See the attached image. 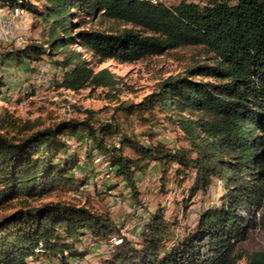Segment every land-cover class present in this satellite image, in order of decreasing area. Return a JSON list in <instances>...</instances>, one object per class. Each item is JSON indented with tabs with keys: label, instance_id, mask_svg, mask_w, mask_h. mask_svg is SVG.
<instances>
[{
	"label": "trees",
	"instance_id": "trees-1",
	"mask_svg": "<svg viewBox=\"0 0 264 264\" xmlns=\"http://www.w3.org/2000/svg\"><path fill=\"white\" fill-rule=\"evenodd\" d=\"M0 8L24 9L41 34L4 56L16 64H42L55 89L102 87L116 97L118 78L106 68L95 70L93 60L132 62L183 46L200 47L207 60H195L122 107L145 121L154 119L155 111L162 113L177 125L186 147L169 148L154 139L151 128L143 134L145 141L128 136L112 115L94 121L90 109H83L81 119H61L35 130L11 112L0 113V206L84 186L86 181L73 174L79 161L70 151V136L97 150L135 197L136 176L152 164L160 166L161 188L170 168L176 178L192 172L184 208L214 179L220 188L218 201L203 208L171 245L173 223L161 208L143 220L136 239L122 234L108 212L86 205L44 202L16 208L0 218V264H28L39 256L70 264L86 251L69 238L86 234L106 247L99 264H264V247L247 251L239 245L251 228L264 227V0H204L202 5L0 0ZM99 17L131 26L92 27ZM5 85L0 72V97ZM126 147L132 155L124 154ZM113 237L121 241L111 244Z\"/></svg>",
	"mask_w": 264,
	"mask_h": 264
},
{
	"label": "rangeland",
	"instance_id": "rangeland-1",
	"mask_svg": "<svg viewBox=\"0 0 264 264\" xmlns=\"http://www.w3.org/2000/svg\"><path fill=\"white\" fill-rule=\"evenodd\" d=\"M166 5L176 4L181 0H154ZM196 2L199 5L204 0H184ZM8 9L0 14L4 15ZM30 17V15H29ZM30 18L26 26H19L15 36L22 38L16 43L14 40L0 43V72L5 81L3 94L0 97V113L11 112L22 124L28 122L32 130L49 126L55 121L75 118L81 119L85 113L83 109L95 111L94 121L105 120L110 115L123 133L146 140L145 131L152 129L156 132L155 140L166 144L169 148L186 147L187 141L173 122L164 119L162 113L155 111L154 119L145 121L144 118L128 113L122 107L139 101L144 95L155 90L158 83L167 76L180 74L194 63L195 60L207 61L200 47L183 46L168 50L160 55L142 57L132 62H121L107 59L102 62L92 61L95 70L106 68L116 78L120 92L116 97L109 96L107 89L85 87L77 92L55 89L43 75L44 66L28 63L26 60L16 64L12 57L4 54L11 48H17L31 40H39V28L31 26ZM92 27L112 30L130 27L120 21L99 17L91 22ZM86 58L89 56L86 54ZM206 80V78H204ZM80 108V109H79ZM193 117L192 114H187ZM175 118L176 115H173ZM16 134V132H14ZM28 133V132H24ZM70 151L77 156L79 164L74 171L78 180L86 183L77 190L67 188L58 189L42 198L11 200L0 206V218L16 208L36 206L44 202H61L76 205H86L100 212L106 211L112 220L120 227L121 233L131 239H136L142 222L156 210H164L166 217L172 222L168 234V244L181 238L188 228L192 227L201 210L218 201L220 188L217 180L205 194L193 198L187 208L183 207L184 198L192 183V172L179 178L175 177L174 168H170L167 180L161 188V169L152 164L145 173L136 176V197L123 180L118 179L109 171L104 157L84 140L68 137ZM86 149L89 151H86ZM124 154L132 155L129 148H124ZM78 250H85L83 258H71L70 264H99L106 252V247L95 241L94 246H88L83 235L79 238L70 237ZM240 247L247 251L259 250L264 247V227L256 225L251 228L247 237L240 242ZM241 261L239 264H242ZM28 264H61L56 258L39 256L30 259Z\"/></svg>",
	"mask_w": 264,
	"mask_h": 264
},
{
	"label": "built area",
	"instance_id": "built-area-1",
	"mask_svg": "<svg viewBox=\"0 0 264 264\" xmlns=\"http://www.w3.org/2000/svg\"><path fill=\"white\" fill-rule=\"evenodd\" d=\"M4 9L0 8V13ZM30 21L29 13L22 8L8 9L4 15L0 14V43L14 40L16 43L22 41V38L15 36V31L19 26H26ZM88 246H94L95 240L86 234L84 237ZM120 238L113 237L110 239L111 244H117Z\"/></svg>",
	"mask_w": 264,
	"mask_h": 264
},
{
	"label": "crops",
	"instance_id": "crops-1",
	"mask_svg": "<svg viewBox=\"0 0 264 264\" xmlns=\"http://www.w3.org/2000/svg\"><path fill=\"white\" fill-rule=\"evenodd\" d=\"M79 237H81V235H80ZM79 237H78V238H79Z\"/></svg>",
	"mask_w": 264,
	"mask_h": 264
}]
</instances>
